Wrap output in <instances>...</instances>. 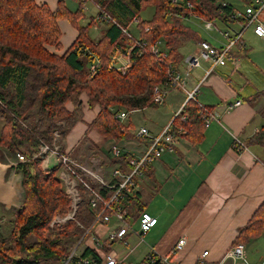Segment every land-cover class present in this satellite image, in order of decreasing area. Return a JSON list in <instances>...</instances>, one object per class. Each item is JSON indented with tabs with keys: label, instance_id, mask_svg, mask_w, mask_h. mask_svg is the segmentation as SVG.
Returning <instances> with one entry per match:
<instances>
[{
	"label": "trees",
	"instance_id": "trees-1",
	"mask_svg": "<svg viewBox=\"0 0 264 264\" xmlns=\"http://www.w3.org/2000/svg\"><path fill=\"white\" fill-rule=\"evenodd\" d=\"M77 1L78 10L71 12L62 1L52 11L35 0H0V118L5 123L0 132V148L10 157L16 159L19 153L30 157L39 152L41 145H51L55 132H60L64 140L82 120L79 97L83 93L91 105L100 107L90 128L106 141L114 139L118 144L130 140L133 135L114 109L157 107L153 103L154 89L166 84L168 65L175 68L181 65L180 49L185 43L202 41L184 20L195 17L205 22H229L233 12L231 5H223V0H91L102 16L110 18L103 22L105 29L99 40L94 41L89 35L94 22L79 25L88 0ZM149 7L155 10L152 19L141 20L140 15ZM134 19L138 20L135 28L142 40L150 45L159 40L165 42L167 57L165 64H159L153 55H139V49L135 48L129 54L131 65L123 74L113 66L112 56L128 53L125 52L132 40L123 29H129ZM60 20L69 21L79 32L62 56L48 49H60ZM96 59L99 65L92 76L90 67ZM68 102L75 103L73 111L66 108ZM174 125L183 128V137L192 143L203 138L206 126L201 108L192 100L187 101L181 116L174 119ZM18 170L25 200L21 207L11 210L13 219L8 227L4 217L0 218V264H64L71 241L83 232L75 222L62 228L50 227L54 217L66 215L71 205L57 169L44 170L42 159H38L19 164ZM101 193L109 196L107 190ZM126 206V217L137 219L142 213L140 192L130 196ZM78 209L76 220L90 227L95 214L86 203ZM4 227L9 229L8 234L4 233ZM263 233L264 202L239 230L233 247L248 244ZM111 245L106 242L101 253L87 248L70 264H84L87 259L93 260L89 264H100V254L110 253Z\"/></svg>",
	"mask_w": 264,
	"mask_h": 264
},
{
	"label": "crops",
	"instance_id": "crops-1",
	"mask_svg": "<svg viewBox=\"0 0 264 264\" xmlns=\"http://www.w3.org/2000/svg\"><path fill=\"white\" fill-rule=\"evenodd\" d=\"M35 1L52 11L58 9L61 1L71 12L80 6L77 0ZM242 1L244 9L238 5ZM223 3L231 5L233 11L243 13L250 2L223 0ZM89 5L94 7V12L87 19ZM154 12V7L148 8L140 19L149 21ZM98 13L99 8L88 0L82 19L86 22H79L82 27L94 22L89 30L94 41L99 40L105 29V25L97 20ZM259 18L264 22V8ZM184 23L189 28L191 25L187 23L195 25L194 31L201 40L215 46L226 43L224 32L233 33L241 28L239 21H215V30L209 31L205 21L195 17L186 18ZM59 25L62 31L60 49H48L62 56L76 41L79 32L67 20H60ZM129 29L139 37L134 24ZM92 30L99 35L97 38L92 37ZM160 41L167 52L165 42ZM200 42L190 40L180 49L183 56L177 67L180 72L186 73V60L198 50ZM244 42L245 48L235 53L238 67L228 63L214 68L208 75L212 66L203 62L188 75L184 74L186 90L199 87L195 102L202 111L207 110L211 120L199 142L192 143L182 135L173 150L148 166L146 176L138 179L135 193L140 192L141 211L156 218L158 224L143 235V240L130 234L120 244L110 246L123 264H142L151 255L156 259L170 257L182 238H186V244L170 257L169 264H264V233L245 244V260L229 255L239 230L264 202V38L255 36L250 28ZM112 60L115 68L126 64L120 55L114 59L113 54ZM161 87L165 89L166 85ZM239 101L238 107L231 108ZM79 102L82 120L62 140L63 151L80 161L97 157L109 180L117 165L122 172H127L128 159L140 156L148 146L147 138L135 139L136 132L146 128L153 136L160 134L185 107L187 97L183 90L172 89L164 103L157 107L134 111L116 107L114 111L126 114L122 123L133 135L130 140L118 142L123 157H127L126 160L122 157L118 163L109 152L117 141H106L90 128L100 107L91 105L85 93L81 94ZM66 108L73 111L75 103L68 102ZM15 161L0 148V206L6 210L21 207L25 200L22 175L14 165ZM116 228V223L99 225L95 226V232L104 240ZM205 252L208 254L204 255Z\"/></svg>",
	"mask_w": 264,
	"mask_h": 264
},
{
	"label": "built area",
	"instance_id": "built-area-1",
	"mask_svg": "<svg viewBox=\"0 0 264 264\" xmlns=\"http://www.w3.org/2000/svg\"><path fill=\"white\" fill-rule=\"evenodd\" d=\"M249 2V6L243 13L234 10L231 14L232 21L240 22V30L233 33L224 32L223 36L226 39V43L222 46H215L207 41H201L198 50L186 60L185 69L187 72L190 73L193 69L200 67L202 62H209L212 66L208 75L214 68L226 66L228 63H232L234 67H238L235 53L245 48L244 36L246 31L252 28L255 36L264 38V22L260 21L259 18V14L264 8V0H249ZM223 5L226 6L227 4L223 3ZM102 14L98 13L97 16V20L101 23L110 19L107 15L102 16ZM214 22L206 21V30H215ZM133 24L137 25L138 20L134 19ZM123 32L132 40V44L128 45L125 52H128L127 54H119L126 61V64L116 67V70L123 74L126 73L131 65L129 54L135 48L139 49V55L150 53L159 64H165L167 52L162 49V41L159 40L155 44L150 45L140 37L134 36L130 29L124 28ZM116 57L114 56V59ZM98 65L99 61L96 59L95 63L90 67L92 76L96 73ZM165 85V89L161 86H157L154 89L153 101L156 105L163 104L169 90L172 89H181L186 94L188 101H196L199 87L193 91H187L180 71L171 64L168 65V76ZM239 105L240 101L235 103L231 108L238 107ZM204 112L202 111L203 119L205 120V125L208 126L211 117L208 116L209 114L206 109ZM181 113L182 111L176 117L181 116ZM117 118L120 121H124L126 114L121 113ZM174 119L158 135L153 136L146 128H141L136 132V138L140 140L147 138L148 146L140 156L128 159L127 167L129 168L127 172H122L117 165V168L111 172L109 180L105 178L102 163L97 157L80 161L72 157L69 152H64L63 147L58 144L61 141L59 133L54 134L52 146L43 144L40 146L39 152L32 153L30 157L24 154L17 155L15 166L42 159L44 170L51 171L57 169V177L63 186L65 194L71 201V208L66 218L61 219L60 216H57L50 224L51 228L61 226L70 219L74 221L75 211L84 203L87 204L88 210L95 214L94 222L90 227L77 222V226L84 232L79 237L76 248L72 249L73 251L71 250L72 252H70L64 264H70L73 259H79L81 256L80 250L86 245V247L101 253L106 242L120 244L130 234H135L140 240H143V235L157 226L158 220L148 213L143 212L136 220L127 218L128 208L126 202L136 192L138 179L146 176L148 166L161 159L167 152L172 151L173 146L182 134L185 133L183 128L174 125ZM182 119L185 120V117L182 116ZM109 152L114 159H121L124 156L122 147L115 142L110 147ZM103 190L109 192L108 197H105L101 193ZM112 223H116L117 228L110 231L108 237L102 240L96 234L95 226H109ZM124 244H126V241ZM185 244L186 238L180 239L170 257L182 250ZM127 245L129 246V244ZM207 254V252L204 253V255ZM229 255L234 259L245 260V245L238 244L234 246ZM100 257L102 260L100 264H123L117 258L114 250L108 254H100ZM170 257L156 259L155 256L151 255L147 258V261L148 264H169ZM89 262H93V260L87 259V261H83L84 264H89ZM78 264H82V262H78Z\"/></svg>",
	"mask_w": 264,
	"mask_h": 264
},
{
	"label": "rangeland",
	"instance_id": "rangeland-1",
	"mask_svg": "<svg viewBox=\"0 0 264 264\" xmlns=\"http://www.w3.org/2000/svg\"><path fill=\"white\" fill-rule=\"evenodd\" d=\"M230 1H233V0H230ZM238 5L240 6V8H243L244 9V3H243V1L242 2H238ZM149 8H153V7H149ZM88 15H87V19H89V16H90V14L92 13V11L94 12V7L92 6V5H89L88 6ZM77 11V10H76ZM75 11V12H76ZM146 12H148V11H146ZM147 14V13H146ZM84 22H86V21H84V20H82L81 21V24H84ZM187 24H190L191 26H190V28L191 29H193V30H195V25H193L192 23H187ZM201 29V28H200ZM91 35H92V37L93 38H97L99 35L98 34H96V31L95 30H92L91 31ZM203 63V62H202ZM185 71H186V69H185ZM181 73V76H182V79L183 80H185L186 79V76L184 75V74H186V75H188L189 74V72H187L186 71V73H184V72H180ZM153 99H154V96H153ZM153 103H154V101H153ZM155 104V103H154ZM156 105V104H155ZM156 106H159V105H156ZM35 113V112H34ZM5 125V123L1 120V118H0V132H1V130H2V128H3V126ZM55 133H59V135H60V132H55ZM54 133V134H55ZM60 138H61V141L58 143L61 147H62V145H63V143H62V137H61V135H60ZM53 142H54V140H53ZM52 142V143H53ZM49 146H52V144L51 145H49ZM23 151H24V153L26 152L27 153V150H26V148H23L22 149ZM19 154H23V153H19ZM19 154H17V155H19ZM16 161H17V156H16ZM15 161V162H16ZM15 162H14V164H15ZM4 207H2V206H0V218H1V216H3L4 217V219L6 220V226L5 227H8L7 226V224L13 219V217H12V212H11V210L12 209H9V210H6V209H3ZM70 208H71V205H70ZM79 210V209H78ZM78 210H76L75 211V215H74V217L73 218H75V220L73 221V220H67L66 221V223H64L63 225H61V226H55L54 228H52V229H55V228H62V227H64L66 224H68L69 222H75L76 223V227H78L77 226V222H79V221H77L76 220V215H77V213H78ZM72 212V211H71ZM68 214V213H67ZM63 215V216H61V215H56L55 217H54V219L57 217V216H60L61 217V219H64V218H66L68 215ZM53 219V220H54ZM52 220V221H53ZM52 223V222H51ZM81 223V222H80ZM4 227V233L5 234H8V232H9V229L8 228H5ZM79 228V227H78ZM80 230H82L81 228H79ZM82 232H84L83 230H82ZM83 234V233H82ZM82 236V235H81ZM80 237V236H79ZM79 237L77 238V240L76 239H74V240H72L71 241V244H70V249L72 250V249H75L76 248V246H77V244H78V239H79ZM87 246V245H86ZM86 246H84V247H82V250H80V251H83L84 250V248L86 247ZM70 250V252H72ZM69 252V253H70Z\"/></svg>",
	"mask_w": 264,
	"mask_h": 264
},
{
	"label": "bare ground",
	"instance_id": "bare-ground-1",
	"mask_svg": "<svg viewBox=\"0 0 264 264\" xmlns=\"http://www.w3.org/2000/svg\"><path fill=\"white\" fill-rule=\"evenodd\" d=\"M187 101H188V100H187ZM135 138H136V137H135ZM136 139H138V138H136ZM164 155H165V154H164ZM164 155H163V156H164ZM87 248H88V247H85V248H84V250H83V251H81V254H82V253H83V252H84V251H85ZM183 248H184V247H183ZM81 250H82V248H81ZM144 263H145V264H148V261H147V259L145 260V262H144Z\"/></svg>",
	"mask_w": 264,
	"mask_h": 264
}]
</instances>
